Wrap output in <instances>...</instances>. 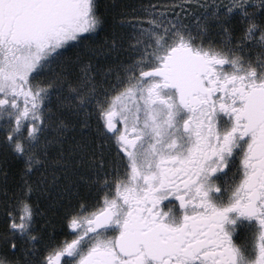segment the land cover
<instances>
[{
	"label": "snow or ice",
	"instance_id": "6c2138e0",
	"mask_svg": "<svg viewBox=\"0 0 264 264\" xmlns=\"http://www.w3.org/2000/svg\"><path fill=\"white\" fill-rule=\"evenodd\" d=\"M0 264H264V0H0Z\"/></svg>",
	"mask_w": 264,
	"mask_h": 264
},
{
	"label": "trees",
	"instance_id": "16d2710c",
	"mask_svg": "<svg viewBox=\"0 0 264 264\" xmlns=\"http://www.w3.org/2000/svg\"><path fill=\"white\" fill-rule=\"evenodd\" d=\"M111 2L112 0H100L102 5L109 4ZM70 232V229L57 227L55 230V239L58 241H64L65 239L69 240L71 238Z\"/></svg>",
	"mask_w": 264,
	"mask_h": 264
},
{
	"label": "flooded vegetation",
	"instance_id": "af4514ba",
	"mask_svg": "<svg viewBox=\"0 0 264 264\" xmlns=\"http://www.w3.org/2000/svg\"><path fill=\"white\" fill-rule=\"evenodd\" d=\"M247 222H240L238 223L237 225V231L236 233L234 234V240L237 242V243H240L242 241H244L247 237H248V233H249V230L245 227V224ZM72 239V236L69 240Z\"/></svg>",
	"mask_w": 264,
	"mask_h": 264
}]
</instances>
